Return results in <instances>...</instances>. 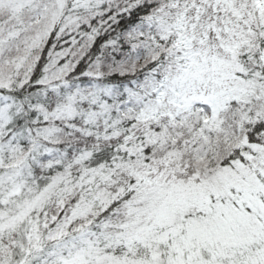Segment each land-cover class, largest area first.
<instances>
[{"label": "snow or ice", "instance_id": "1", "mask_svg": "<svg viewBox=\"0 0 264 264\" xmlns=\"http://www.w3.org/2000/svg\"><path fill=\"white\" fill-rule=\"evenodd\" d=\"M0 264H264V0H0Z\"/></svg>", "mask_w": 264, "mask_h": 264}]
</instances>
